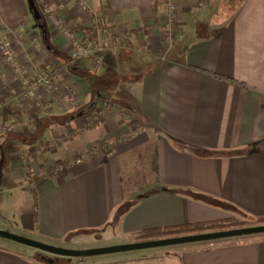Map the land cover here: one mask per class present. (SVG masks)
Returning a JSON list of instances; mask_svg holds the SVG:
<instances>
[{"label":"crops","instance_id":"0c3cea01","mask_svg":"<svg viewBox=\"0 0 264 264\" xmlns=\"http://www.w3.org/2000/svg\"><path fill=\"white\" fill-rule=\"evenodd\" d=\"M47 1L80 37L117 48L100 64L73 62L71 43L40 0H0V23L19 36L20 63L67 68L81 100L76 111L57 91L46 107H21L19 84L0 57V231L67 248L97 233L113 231L128 243L150 229L264 216V0H175L177 38L165 59L168 0H85L98 28L78 0ZM146 26L152 38L143 48ZM104 99L112 109L100 118ZM52 140L62 143L34 153ZM147 144L142 177L153 185L132 198L127 177L139 174L129 159ZM81 155L84 163L53 170ZM27 170L44 179L32 181ZM122 205L130 207L116 219ZM167 249L147 259L76 262L0 236V264H264V234Z\"/></svg>","mask_w":264,"mask_h":264},{"label":"built area","instance_id":"2783aa9c","mask_svg":"<svg viewBox=\"0 0 264 264\" xmlns=\"http://www.w3.org/2000/svg\"><path fill=\"white\" fill-rule=\"evenodd\" d=\"M79 6L89 12L93 18V27L98 28L100 24V17L93 11L85 0H78ZM202 3L201 6H204ZM41 10L47 14L50 22L61 31L63 36L69 40L73 48V54L71 61L75 62L81 59L93 58L95 64H100L103 59L104 53L109 50L116 49V44L113 40L104 42L101 37L91 36L87 38L80 37L72 29L65 26L59 12L53 11L47 0H40ZM60 10L65 9V5H60ZM168 8V21L164 29V38L171 46L176 37V21L178 18V7L175 0L167 1ZM123 35L127 37L129 35L128 30H124ZM152 38V31L149 26H146L143 35V48H145ZM33 44L36 51H44L46 49L43 40L39 36L33 37ZM19 41V36L12 30H5L0 23V57L6 68L12 71L14 79L19 84L18 96L23 101L34 104L38 108L48 106L50 100H53V95L60 87L55 86L54 82L58 81L64 84V77L62 71H60L57 65L53 61L49 62H34L30 61L29 65H22L19 61L16 44ZM58 67V68H57ZM63 69V68H60ZM65 71V70H63ZM57 76V77H56ZM59 79V80H58ZM68 79V77H67ZM69 83L66 82L62 90L61 103L66 101L72 108H78L79 103L77 96L71 89ZM58 87V88H55ZM60 90V91H61ZM17 93V92H16ZM64 99V101H62ZM112 104L108 100H101L97 104V115L100 118L106 117ZM86 156H80L68 160L67 163L60 164L55 172H62L66 168H72L76 165L84 163Z\"/></svg>","mask_w":264,"mask_h":264},{"label":"rangeland","instance_id":"374dc122","mask_svg":"<svg viewBox=\"0 0 264 264\" xmlns=\"http://www.w3.org/2000/svg\"><path fill=\"white\" fill-rule=\"evenodd\" d=\"M176 38H177V34H176L175 40L173 41L172 46L167 41H165L166 47H165L164 53L162 55V59L167 58L170 51L173 49V47L175 45ZM54 64L59 67V68L58 67L57 68L60 71H62V73H64L63 74V77L65 79L64 84H66V82H68L69 83L68 85H70V87H71V89L69 88V90H73L75 92V94L77 96V101L79 103V107L76 109H78V111H79L80 110L79 108L81 107V100H80L77 92L75 91V88L71 84V80L69 78L67 79V77L69 76L67 68H63L62 66H60L57 63H54ZM60 68H63V69H60ZM63 70H65V71H63ZM54 84H55V86H58V87L60 86L59 88L55 87V88H58L56 90V92L60 91L61 88H65V87H63L64 84L62 82H61V84H59L58 81H55ZM54 95H55V93H54ZM60 95L61 96L63 95L62 90L60 91ZM0 101H1V97H0ZM108 101H110V100H108ZM29 104H31V103H28L25 101H22L19 103V105H21V107H24V106L29 105ZM111 104H112V102H111ZM20 140L23 141V139H21V138H20ZM24 141H26V140H24ZM61 143L62 142L59 140L42 142L34 148V153L36 155H42L44 153L55 150L58 147V145ZM147 145L148 146H143L139 151L133 153V156L129 159V165L127 168L133 169L134 172L137 171L139 174L135 177H133V176L127 177V180L130 181V183H128V188H126V190H127L126 192H127L128 196H131L132 198H135L138 195L141 196L143 193H145L146 190L147 191L150 190L151 185H153V183H152L153 178L150 179L148 177H142L143 176L142 175L143 169H145V168L148 169V167H147V154H148L149 150L153 147V144H147ZM81 156H83V155H81ZM60 164H63V163H59V164L55 165L53 170L55 171ZM232 220H238V219L233 218ZM134 242H142V241L135 240L133 242H128V243H134ZM128 243H124V236H120V235H118V233H115L112 231V232H109L108 234L97 233L91 237H84L82 240L78 241L75 246H69L67 248L77 249V250L78 249L86 250V249H93V248L123 245V244H128ZM71 245H73V244H71ZM174 247L175 246L165 247V248L148 249V250H136V251H131V252L107 254V255H100V256H94V257H89V258H76L75 260H77L76 262H81L83 260L87 261L88 259L92 260L94 258H118V257L122 258V257H126V256H131L133 254H135L134 256H139L140 258L145 257L147 259L148 257L156 256L157 254H160L159 252H163L165 250H170L167 248H174ZM136 263H137V261H136Z\"/></svg>","mask_w":264,"mask_h":264},{"label":"water","instance_id":"95a60500","mask_svg":"<svg viewBox=\"0 0 264 264\" xmlns=\"http://www.w3.org/2000/svg\"><path fill=\"white\" fill-rule=\"evenodd\" d=\"M264 234V224L249 226L224 231L206 232L194 235H184L180 237L163 238L158 240L134 242L123 245L93 248V249H69L47 244L41 241L33 240L24 236L14 234L9 231H0V236L14 242L26 245L33 249L54 255L59 258H89L100 255L125 253L136 250H148L156 248H165L171 246H180L199 242H210L223 239L239 238L252 235Z\"/></svg>","mask_w":264,"mask_h":264},{"label":"trees","instance_id":"16d2710c","mask_svg":"<svg viewBox=\"0 0 264 264\" xmlns=\"http://www.w3.org/2000/svg\"><path fill=\"white\" fill-rule=\"evenodd\" d=\"M78 111V110H76ZM77 113V112H76ZM157 155H154V161L152 164V167L154 169H157ZM28 176L32 181H38L39 179H44L42 177H35L31 174L29 170ZM167 191L173 192V193H182L187 195H193L197 198H201L202 200L212 203V204H220V202L206 198L204 196H198L191 194L190 192L180 191V190H173V189H167ZM135 203H132L131 207ZM130 207V206H129ZM129 207L127 209H124V205L120 207V209L117 212L116 219H119L124 212H127ZM264 224V216L259 218H253V219H245V220H218V221H210V222H202V223H193V224H186V225H180L175 227H168V228H157V229H150L143 232H140L136 236V240L138 241H150V240H158L163 238H172V237H180L184 235H194V234H200V233H206V232H214V231H224L229 229H237V228H243V227H249V226H256Z\"/></svg>","mask_w":264,"mask_h":264}]
</instances>
